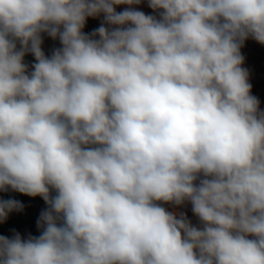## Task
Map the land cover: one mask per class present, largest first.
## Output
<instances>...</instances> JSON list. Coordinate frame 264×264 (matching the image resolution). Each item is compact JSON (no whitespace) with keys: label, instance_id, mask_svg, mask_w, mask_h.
<instances>
[{"label":"clouds","instance_id":"obj_1","mask_svg":"<svg viewBox=\"0 0 264 264\" xmlns=\"http://www.w3.org/2000/svg\"><path fill=\"white\" fill-rule=\"evenodd\" d=\"M141 2L0 0V191L47 204L0 264H264V0Z\"/></svg>","mask_w":264,"mask_h":264},{"label":"rangeland","instance_id":"obj_2","mask_svg":"<svg viewBox=\"0 0 264 264\" xmlns=\"http://www.w3.org/2000/svg\"><path fill=\"white\" fill-rule=\"evenodd\" d=\"M129 7L128 5H119L116 6V11H123L125 8ZM137 10L144 12L146 15H156V13L148 6L147 0H142L141 4L134 5ZM103 22V15L92 18L89 17L85 24L83 31L86 34H91L95 29L100 27ZM43 43L41 45L43 52L46 56H51L54 49H58L61 47V44L58 39H53L49 37L47 34H43ZM241 53L244 57L243 67L248 70L249 73V83L251 84V94L255 96L260 104V109L264 111V45L259 44L255 40L249 38L245 41L244 46L241 48ZM24 62L29 66V70L31 71L32 64H34L35 57L28 53L24 57ZM30 198L29 202L22 201V196L20 192L14 191L12 189H8L7 191H0V200H12L16 199L18 202H23L22 205L27 207V215H23L21 212V217L18 219V213L15 214L13 211L8 213L7 219L5 221L7 226H10L8 229L5 228L2 222H0V230L4 231L3 235L13 236L15 233H19L22 237L27 238L29 235L38 236L40 234V230L37 227V221L40 217L42 211L47 208V204L40 196H26ZM174 207V206H173ZM175 208V207H174ZM180 208H175V211L181 210ZM17 227V228H16ZM4 229V230H3Z\"/></svg>","mask_w":264,"mask_h":264},{"label":"trees","instance_id":"obj_3","mask_svg":"<svg viewBox=\"0 0 264 264\" xmlns=\"http://www.w3.org/2000/svg\"><path fill=\"white\" fill-rule=\"evenodd\" d=\"M21 196H22V198H23V199H22L23 202H24V201L29 202V201H27V200H29L30 198L26 197L27 195L21 193ZM12 200H16V199H12ZM23 202H21L20 204L22 205ZM24 209H25V212L23 213V215L25 216V215H27L26 213H27L28 208H27V207L25 208L24 205H22V208H21L20 210H13V213H15V214L18 213V219H20L19 217H21V212H23ZM2 223H3V225L5 226L6 229H8V228L10 227V226H7V225H6L5 221H4V222L2 221ZM16 228H17V227H16ZM3 230H4V229H3ZM3 234H4V231H1V230H0V235H3ZM3 236L9 237V238L12 237V236H10V235L7 236L6 234L3 235Z\"/></svg>","mask_w":264,"mask_h":264},{"label":"crops","instance_id":"obj_4","mask_svg":"<svg viewBox=\"0 0 264 264\" xmlns=\"http://www.w3.org/2000/svg\"><path fill=\"white\" fill-rule=\"evenodd\" d=\"M184 213L187 215L188 219L194 224L197 225L198 224V219L194 216L192 210H191V205L190 204H185L184 206H182L181 208ZM176 212H181V210H178Z\"/></svg>","mask_w":264,"mask_h":264},{"label":"built area","instance_id":"obj_5","mask_svg":"<svg viewBox=\"0 0 264 264\" xmlns=\"http://www.w3.org/2000/svg\"><path fill=\"white\" fill-rule=\"evenodd\" d=\"M164 207H166L169 211H175L176 209L173 207V205H170V204H166V205H163Z\"/></svg>","mask_w":264,"mask_h":264}]
</instances>
